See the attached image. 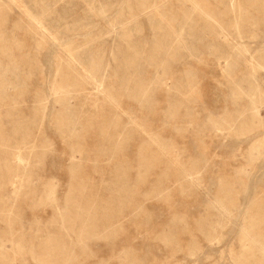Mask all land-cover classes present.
<instances>
[{
  "label": "bare ground",
  "instance_id": "1",
  "mask_svg": "<svg viewBox=\"0 0 264 264\" xmlns=\"http://www.w3.org/2000/svg\"><path fill=\"white\" fill-rule=\"evenodd\" d=\"M130 4V7L134 4L136 8L126 9L123 16L133 20L136 17L135 10L142 15L157 9L160 19H155L154 15L148 18L152 37L149 42L139 39L140 28L137 26H134L133 31L126 30L118 35L120 44L116 52H113L115 71L108 76L103 73L106 59L101 43V47L97 45L99 49L96 46V49L83 52L87 60H81L86 65H80L86 70L81 74L75 67L78 64L76 56L71 55L76 48L73 39L76 38L78 42L77 37H74L75 33L71 34L76 30L70 28L71 35L65 36L69 40H62L55 34H49L41 21L27 9H23V4L18 0H0V10H11L14 5L18 10H23V17L27 21L24 25L14 23L10 29L0 22V194H5V184L9 183L11 186V198H0V223L3 221L7 230H11L7 234L0 233V264H12L19 259L16 256L23 259L26 254L40 264H82L86 258L82 248H71L66 239L53 232L44 236H39L38 231L31 232L26 238L24 223L16 224L11 217L13 209L6 210L3 207L5 203L12 201L15 208L14 203L18 199L31 212L42 208L50 209L54 218L47 223V227L58 225L64 229H77L81 231L82 237L92 235L98 226L107 222L113 224L110 236L115 238L120 236L123 224H129L131 228H135V232L144 236L146 243L143 241L140 247L145 251L128 248L123 259L119 254L116 257L118 264H160L157 259H150L149 250L146 249L150 241L159 242L169 250V257L166 258L168 263L172 260L174 264H180L176 261L177 255L195 257L201 252L200 241L194 236L195 233L208 244L213 238L220 241L223 235L219 236L217 231L228 227L231 230L236 214L242 213L237 238L240 252L237 255L230 252L231 262L228 264H264V174L259 178L258 185L250 189L248 182L251 173L245 168L264 159V136L249 146L241 167L224 175H204H210L208 180L212 181L213 186L211 200L198 218L189 219L186 214L178 212L177 208L174 210L172 207H165L170 212L169 218L161 222V231L151 234L146 230L151 229L153 216L141 209L138 213L136 202L140 196L144 200L158 199L170 204L172 186L179 197L188 198L203 180V176L196 175L201 160L200 163L197 160H180L177 146L171 141H163L158 130L151 126V120L158 117L161 129L171 125L172 131L179 137L185 132V126L179 125L180 123L197 122L189 105L195 103V70H185L178 79L173 78L170 71L171 66L182 60L187 45L191 56H196V43L206 41L209 43L208 56L216 61L231 60V65L226 70L232 84L231 96L235 100L242 96L248 97L250 103V108L239 113L233 122L239 121V129L244 132L248 130L264 133V120L258 116V106L263 100L257 95L259 89L256 77L259 70H264V43L257 51H253L251 47V41L257 38L256 31L264 19V0H139L128 3ZM3 18L4 15L0 14V21ZM114 22L117 20L110 23L111 28ZM76 26L82 31L79 33L83 39L92 37L93 31L84 29L80 23ZM26 35L39 38L37 41L40 48L45 39L48 51L54 52L49 45L51 44L62 47L67 55L70 54L69 58H59L61 67H58L57 62L53 63L55 74L48 93L43 88L29 93L26 88V83L33 75L32 68L25 71L23 68L27 64L21 62L23 56H14L21 50L18 36ZM9 39H15L18 43L10 45ZM55 56L58 58L57 48ZM109 64L107 61V66ZM242 64L245 65L246 72L233 76ZM148 66L155 67L161 73L151 84L144 77L140 78ZM40 69L35 67L41 74ZM165 78L172 80V90H168L170 87L165 85ZM98 83L102 87L105 84L104 90L95 88L94 93L86 92V86L97 87ZM253 83L257 86L254 87ZM155 85L166 92L164 107L159 112L155 109L152 95ZM184 86L185 90L190 91L189 97L184 94L185 90L182 91ZM114 89L116 94L112 93ZM122 92L126 93L134 107L143 108L146 114L139 117L129 109L124 113L120 105ZM25 97H29L34 103L23 109L19 104L24 103ZM122 114L127 116L125 123L121 120ZM46 117L49 118L55 137L62 141L67 150L63 172L67 176L69 187L63 200L56 197L55 180L44 184L36 176L37 168L44 164V156L39 152L45 153L51 150V146L41 136H33V131L37 127L41 131ZM223 122L227 127L233 125L226 117ZM218 129L219 126L212 122L209 131L216 134ZM197 130L193 131L195 136L205 131ZM141 133L144 135L142 142L133 147L135 157L117 159L112 171L105 167L111 160L105 158L108 152L114 154L124 151L126 145L137 141ZM123 137L126 145L123 144ZM196 148L204 150L201 140ZM90 163L94 175L101 178L98 186H102V191L92 189L95 180L88 170ZM28 166L31 167V179L26 186L24 179ZM17 180L20 187H16ZM34 181L43 184L36 186ZM140 185H147V189L139 192ZM42 187L46 189L43 190ZM249 190L252 197L242 211L237 203ZM100 220L105 222L101 224ZM12 224L19 225V230L13 232ZM181 234L188 237L185 247L180 243ZM6 235L11 238L9 249L2 245L7 241L3 238ZM224 259L222 252L214 263Z\"/></svg>",
  "mask_w": 264,
  "mask_h": 264
},
{
  "label": "rangeland",
  "instance_id": "2",
  "mask_svg": "<svg viewBox=\"0 0 264 264\" xmlns=\"http://www.w3.org/2000/svg\"><path fill=\"white\" fill-rule=\"evenodd\" d=\"M18 1L21 3V5L23 4V9H27L33 16L41 21L42 25H44V27H46L49 31V34H55L57 38L68 41L69 38L67 39L65 38V36H69L75 33L74 37H77L79 43L75 40L76 38L73 39L75 41L74 46L76 48H73L74 51H72L71 55L73 57L76 56L78 64L75 62V67L76 70L81 74H84V71H86L84 68H81L82 65L83 67H86L83 61L87 60V56L84 55L83 52H87V50L90 49H96V46L98 44V46L102 44L101 46L106 52H104L106 59L104 65H106V67L104 68L103 73L107 74L108 76L110 74L112 75L115 71V67L113 65L115 53L113 52H116V48L118 44H120L118 35L126 30L131 29V31H133L134 26H137L140 28L139 39L143 42H149L152 37L148 27V18L154 15L155 19H160V15L157 9L142 15L141 12L135 10L134 14L136 17L133 20H131L130 17H125L122 15L123 13H125L126 9L136 8L134 4L132 7H130L131 4L128 5V3H133L139 0ZM22 13L23 10H18L14 5L11 6V10L1 9L0 14H3L4 18L0 22L4 25V27L9 29L14 23L24 25L25 23H27V21L26 19H24ZM114 20H117L119 24L117 22H114V25L111 28L110 23H112ZM78 23H80L84 27V29L93 31V35L91 38H82V34L80 35L79 33L81 30L78 26H76L78 25ZM23 27L24 26H22V28ZM70 28L76 31L73 30L74 32L70 34V32L72 31L69 30ZM20 33H22V31ZM65 33L67 35H65ZM256 33L257 38L251 41V47L253 51L259 50L264 43V19ZM17 40L21 45V50L16 53L17 55L14 56H23L21 62L27 64L23 68L25 71L32 68L31 71L33 75L26 83L27 90L29 91V93H33L37 88H43L44 92L48 93L49 86L55 74L53 63L57 62L59 67L61 65L60 59H63V57L67 58V56L70 54L67 55L62 50V47L59 48L56 47V45H53V47L51 44H49L52 47L51 50H53L55 53L57 48V58L54 52L48 51V44L45 39L42 40L41 48L38 47L37 40H39V38H30V36L26 35L25 37L18 36ZM9 42L10 45L18 43L15 39H9ZM84 43L86 45H84ZM196 46L198 47V56H191V54L188 52L187 45L185 47L186 49L183 51L182 60L171 66L170 71L173 78L178 79L180 75H182V73H185V70H195L197 75V87L195 89L196 97L194 100L195 103H190L189 105L194 112V115L196 116L197 122L180 123L179 125L185 126V132H183V134L179 137L178 135L174 134L171 125H167L165 128L161 129V120L158 117L151 120L153 121V124L151 126L158 130V133L163 141H171L177 146V154L180 160H197L199 161V163L201 160V166H197V169H199V171H197L196 175L203 176V180L201 185L198 188H195L192 192V195L188 198L179 197L174 192V186H172V199L170 204H166L158 199L144 200L143 198H140V196H138V199L136 201L137 212L139 213V211L142 210L150 213L153 216V219L150 222V225L152 227L150 230H146L151 234H156L161 231V222L169 218L170 212L166 211L165 207L169 209L170 207H172L174 210H176L177 208L178 212L186 214L189 219L198 218V215H201L204 206L208 203L209 200H211L210 192H212L211 188L213 186V183L212 181L208 180V177L210 175L214 176L217 173H221V175H224L227 174L230 170L241 167L245 162L246 152L249 146L257 139H261L262 136H264L263 132H253L248 130L244 132L243 130L239 129V121L235 123L233 122V120L237 119L239 113L247 111L250 108V103L248 97L242 96L239 97L238 100H235L231 96L230 91L232 89V84L229 79L230 75L226 73V70L231 65V60L229 59V62L227 61L228 59H218V61H216L212 57L208 56L207 49L209 47V43L206 41L197 42ZM100 47H98L97 49H99ZM224 60L227 62L226 64L224 63ZM107 61L108 63H110L108 66ZM244 66L243 64L240 65L237 68L236 72L232 75L238 76L241 72H246ZM35 67L41 68V74L37 70H35ZM146 69L147 70L145 72L143 71V74L142 76H140V78L144 77L147 82H150V84L153 79L156 81V79L161 76L160 71H157L155 67L148 66ZM256 77L259 89L257 95L260 96L264 102V70H259V72L256 74ZM166 80L168 81L166 82ZM165 85H168L170 87L168 90H172L173 83L170 78H165ZM96 86L97 87L91 85L86 86V92L94 93L95 88H98V90L100 91L104 90L105 84L103 87L100 86L99 83ZM253 86L256 87L257 85L253 83ZM166 88L168 87L166 86ZM152 90L155 109L159 112L164 107L163 101L165 102L164 95L166 94V92L162 91V89H160L157 85H155ZM184 90L185 86L182 91ZM112 93L116 94L117 92L114 89ZM184 94L186 95V97H189V89H186ZM170 96L172 97L173 95ZM263 102H261L258 106V116L261 120H264ZM33 103L34 102L31 101L29 97H25L24 103H20L19 106H21L23 109H26L32 106ZM120 105L124 113L128 112L129 109L133 114L139 117L146 114V111H144L143 108L139 109L138 107L136 108L131 104L130 100H128V98L126 97L125 92H122ZM110 109L112 110V108ZM224 117H226V119H228L230 123H233L232 127H227L225 124H223ZM126 119L127 116L125 114H122V122L125 123ZM211 121L219 126V131L217 130L216 134L209 131L212 125ZM38 128L39 127L34 129L33 136H41L42 138H44V140L51 146V150L45 153L39 152L40 155L44 156V164H42L43 167L40 166L39 168H37L38 170L36 171V176L40 177L44 184L48 183L49 181L52 182L53 180H55L53 182L56 183V197L59 200H63L69 187L67 176L63 172V166L65 165V162L67 160V150L64 148L62 141L55 137L48 117L44 118L41 126V131H39ZM196 129L205 131L201 135L195 136L193 131H195ZM143 137L144 135L142 133L139 134L137 137V141L130 143L129 146L126 145V143L124 142L125 138L123 137V144L126 145L125 150L122 152H114V154L108 152L105 158H111V160L109 163H106L105 167H108L110 171H112L113 165L115 164L117 159H131L135 157L136 151L133 147H135L137 143L139 144L140 142H142ZM200 140L202 141L204 150L196 148V145L198 144V142L200 143ZM155 152L160 156L157 151ZM242 156H244V158ZM163 158L165 159V157ZM262 160L264 159L262 158ZM262 160H259L254 166L245 167L248 173H251L250 182H248V188L250 189L253 186L258 185L259 178L264 174V161ZM91 165V163L88 164V170L95 180V184H92V189L102 191V186H98L100 185L99 183L101 178L100 176L94 175V172L90 168ZM30 172L31 167L28 166V168L26 169V177L24 179L26 180V186L31 179ZM18 173L21 174L20 171ZM206 173L210 175L204 176ZM43 183L34 181V184H37L36 186H42ZM15 184L16 187H20L18 180L15 182ZM28 189L29 187H27V190ZM42 189L45 190L46 187H42ZM146 189L147 185H140L139 192H142ZM4 191L5 194H0V198H2L3 200L11 198V194L9 192L11 191V186L9 185V183L5 184ZM251 197L252 194L249 190L238 200L237 205H239V208L242 209V211ZM3 207H5L6 210L13 209V212H11L13 215H11V217L15 220L16 224L19 223L20 225L21 223H24L26 238L27 236H30L31 232L36 233L38 231L37 233L39 236H44L53 232L54 234L60 236L62 239H66L71 248L75 250L82 248L84 251V255L86 256L82 264H118V260H116V257H118L119 254L123 259L128 248H133L140 252L145 251L140 247L141 243L144 241V236H141L140 232H135V228H131L127 223L123 224L120 236L112 238L110 236V233L112 232L111 226L113 224L107 223L104 220H100L101 224L105 222L104 225L98 226V228L93 231L94 233H92V235L86 234L85 237H82L80 236L81 231H78L77 229H64L60 228L58 225H56V227H47V223L52 221L54 218L53 212L48 208H42L36 212H31L27 205L25 207L20 203L19 199L16 203H14L15 208H13L12 201L9 202V204L5 203ZM21 211H23L24 213H21ZM123 216L126 217V214H124ZM241 218L242 213L236 214L235 219L233 220L235 224L231 230H229L230 227H228L227 229H222V231L220 229L219 231H217V234L219 236L223 235L220 238V241L218 238H216L215 240L213 238L212 240H210L212 243L209 242L208 244L203 241L202 237L199 234L195 233L194 236L201 243H199L201 252H198L196 254L197 256L195 257H183L182 254H179L176 257V261H178L180 264L230 263V252H233V255H237L240 252L237 238L239 234L238 230ZM19 225L15 226L14 224H12L13 232L19 230ZM46 229H49V231ZM10 232L11 230H7L6 224H4L2 221L0 223V233L7 234ZM164 232H167V230H165ZM3 238L7 241H4L2 245L5 248L9 249L11 247V244L9 242L11 240L10 236L6 235ZM179 239L180 243H182V246L185 247V243L188 242V237L181 234L179 236ZM144 242L146 243V241ZM149 246L152 248L149 249ZM146 249L149 250L150 259L155 258L160 264H174L172 260L169 261V263L166 261V258L169 257V250L161 246L159 242L155 243L150 241L148 246H146ZM222 252H224L225 259L222 260V262L217 261V263H214L217 260L219 254ZM207 257L209 258L207 259ZM15 258L19 259H17V261L12 264H40L30 258L29 254H26L25 258L23 259L19 256H16Z\"/></svg>",
  "mask_w": 264,
  "mask_h": 264
}]
</instances>
